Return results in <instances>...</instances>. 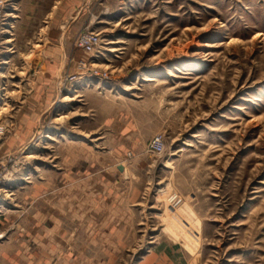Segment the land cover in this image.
Segmentation results:
<instances>
[{
	"label": "rangeland",
	"instance_id": "1",
	"mask_svg": "<svg viewBox=\"0 0 264 264\" xmlns=\"http://www.w3.org/2000/svg\"><path fill=\"white\" fill-rule=\"evenodd\" d=\"M6 13L0 173L25 186L17 202L39 184L57 218L63 173L121 172L138 198L120 264H264V0H8ZM85 31L101 37L93 54ZM75 50L41 101L46 65ZM37 86L30 139L18 127Z\"/></svg>",
	"mask_w": 264,
	"mask_h": 264
},
{
	"label": "crops",
	"instance_id": "2",
	"mask_svg": "<svg viewBox=\"0 0 264 264\" xmlns=\"http://www.w3.org/2000/svg\"><path fill=\"white\" fill-rule=\"evenodd\" d=\"M83 14L80 11L78 23H74L79 28ZM81 55L80 50H75L65 57V63L62 58L58 63L46 65L40 78L43 81L45 77L46 82L41 89L42 99L37 86L35 95L30 97L28 113L25 112V119L18 127L20 132L28 133L26 137L30 135L31 139L39 131L40 99L46 98L47 103L46 95H51L56 80L71 72ZM58 117L55 119L61 118ZM42 137H51V132ZM119 173L111 171L98 177L85 174L78 180H72L70 173H63L59 198L62 213L57 218L48 199L50 189L32 183L25 207L17 202L18 193L25 186H19L18 179L13 183L8 180L7 197L0 200V264H120L126 245L134 243V205L138 195L131 189L125 194L119 192ZM27 206L30 215L22 218Z\"/></svg>",
	"mask_w": 264,
	"mask_h": 264
},
{
	"label": "built area",
	"instance_id": "3",
	"mask_svg": "<svg viewBox=\"0 0 264 264\" xmlns=\"http://www.w3.org/2000/svg\"><path fill=\"white\" fill-rule=\"evenodd\" d=\"M8 0H0V52L3 45V34L7 30L6 23V10H7ZM9 28V27H8ZM101 42V37L99 33L94 31H85L79 35L78 45L83 49L84 52L88 54H93L96 52ZM80 74H69L65 77L63 84L70 81L76 82L80 79ZM164 139L162 136H156L152 139L149 145V150L153 153H162L164 151ZM5 177L0 173V200L7 196Z\"/></svg>",
	"mask_w": 264,
	"mask_h": 264
},
{
	"label": "bare ground",
	"instance_id": "4",
	"mask_svg": "<svg viewBox=\"0 0 264 264\" xmlns=\"http://www.w3.org/2000/svg\"><path fill=\"white\" fill-rule=\"evenodd\" d=\"M67 97V96H66ZM64 99V98H63ZM1 113H2V111L0 110V115H1ZM60 117H62V116H60ZM59 118V117H58ZM164 149H165V147H164ZM27 157H31L30 155L29 156H27Z\"/></svg>",
	"mask_w": 264,
	"mask_h": 264
}]
</instances>
